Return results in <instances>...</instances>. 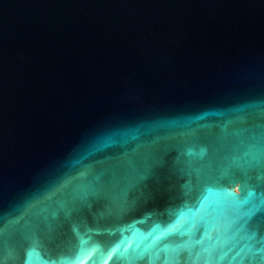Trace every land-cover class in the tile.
<instances>
[{
  "label": "water",
  "instance_id": "95a60500",
  "mask_svg": "<svg viewBox=\"0 0 264 264\" xmlns=\"http://www.w3.org/2000/svg\"><path fill=\"white\" fill-rule=\"evenodd\" d=\"M0 264H264V0H0Z\"/></svg>",
  "mask_w": 264,
  "mask_h": 264
}]
</instances>
